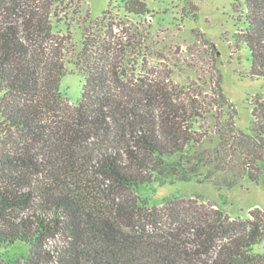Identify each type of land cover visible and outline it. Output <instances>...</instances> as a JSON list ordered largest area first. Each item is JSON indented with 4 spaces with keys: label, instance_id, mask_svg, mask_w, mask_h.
Wrapping results in <instances>:
<instances>
[{
    "label": "trees",
    "instance_id": "16d2710c",
    "mask_svg": "<svg viewBox=\"0 0 264 264\" xmlns=\"http://www.w3.org/2000/svg\"><path fill=\"white\" fill-rule=\"evenodd\" d=\"M245 7L248 28L238 39L251 53V76L264 78V0ZM123 10L150 13L140 0ZM84 12L74 0H0V250L24 247L16 264H264L254 254L264 241L259 210L232 219L197 201L159 208L139 195L156 176L190 182L205 168L201 183L219 185L225 173L230 187L239 175L258 182L264 103L256 100L253 128L243 133L218 69L177 83L173 71L144 64L135 32L119 39L120 23L91 20L86 10L77 56L85 84L78 106L63 112L59 50L69 39L55 37V20ZM129 51L143 57L131 75ZM57 238L61 253L49 249Z\"/></svg>",
    "mask_w": 264,
    "mask_h": 264
},
{
    "label": "rangeland",
    "instance_id": "374dc122",
    "mask_svg": "<svg viewBox=\"0 0 264 264\" xmlns=\"http://www.w3.org/2000/svg\"><path fill=\"white\" fill-rule=\"evenodd\" d=\"M125 1L128 0H74L85 9L83 15L60 16L55 20L58 26L55 37L69 39L67 47L59 50L66 55V76L61 81L59 102L65 110L63 112H72L82 97L85 79L77 56L83 47V27L90 26L84 24L87 10L91 12V20L105 18L104 22L120 23V28L114 30L119 39L127 36V28L135 32L137 42L142 44V49L137 52L148 56L144 64L158 70L173 71L177 83L189 84L197 76L202 77L209 70L218 69L223 75L224 93L237 111L236 126L243 133L250 134L254 124V104L257 99L264 103V78L251 76V53L238 39L248 28L245 0H140L147 3L150 12L144 17H125ZM92 30L96 35L97 29L93 27ZM200 34L213 45L215 53L204 45ZM142 56L133 57L129 51L125 59L129 63V75L136 71L138 63L141 64ZM46 118L51 123L53 113ZM207 172V168L202 169L201 175L190 182H180L171 176H156L152 184L141 188L139 195L159 208L174 200L197 201L199 205L213 207L232 219H249L251 212L256 210L264 213V173L258 182L247 175H239L242 177L236 179L234 187H230L231 182L228 184V181L233 175L227 173L217 175L219 185L201 183ZM49 244L50 250L59 253L66 245L63 238ZM254 254L264 256V241L262 246L255 248ZM26 255L24 247L4 248L0 250V264H16ZM52 264L61 262L57 259Z\"/></svg>",
    "mask_w": 264,
    "mask_h": 264
}]
</instances>
